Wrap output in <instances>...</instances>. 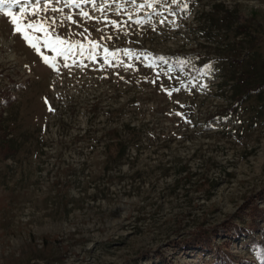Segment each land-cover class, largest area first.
Returning <instances> with one entry per match:
<instances>
[{
	"label": "rangeland",
	"instance_id": "obj_1",
	"mask_svg": "<svg viewBox=\"0 0 264 264\" xmlns=\"http://www.w3.org/2000/svg\"><path fill=\"white\" fill-rule=\"evenodd\" d=\"M35 2L11 10L26 20ZM52 6L82 25L65 20L61 35L121 51L114 67L101 70V49L56 71L0 11V264H222L179 246L213 228L226 264H264V0ZM240 73L248 93L234 103ZM124 126L139 142L107 166Z\"/></svg>",
	"mask_w": 264,
	"mask_h": 264
},
{
	"label": "snow or ice",
	"instance_id": "obj_2",
	"mask_svg": "<svg viewBox=\"0 0 264 264\" xmlns=\"http://www.w3.org/2000/svg\"><path fill=\"white\" fill-rule=\"evenodd\" d=\"M41 0H36L34 5V11L30 14L29 18L25 20L24 14L27 9L24 6L20 7V16L18 18L17 14L14 13L11 9L12 6L21 4V0H0V11H3L6 17L10 18V22L13 26V31L18 33L22 39L33 48L36 53L41 57L43 63L51 67L53 70L59 71L57 68L58 58L63 63V67L70 68L72 65L76 66H86L83 64V60L77 61L76 57H84L85 53L87 54V59L96 62L98 51L102 49L103 52V64L100 65L101 70H103L104 66H116L112 63L111 58H115L118 51H110L108 47L102 46L98 41L89 40L87 36H85V40H87V44L83 43L80 40H72L70 37L61 35L56 31L57 27H64L65 20H67L70 24L77 25L78 27L82 26L80 21H77L73 18L72 15H63V8L53 7L52 0H45L44 7L40 9ZM91 2L93 5L96 4V0H56L57 4L63 3L65 7L76 6L79 8L80 3H89ZM114 2V0H113ZM136 0H131L132 4H135ZM158 2V0H157ZM178 0H171V3L175 4ZM24 3L27 4V0H24ZM104 3H109V0H104ZM151 7V4L148 5ZM139 7H143L140 5ZM188 4H183V9H187ZM101 13L105 12V8L101 5L98 9ZM122 9H118L117 14ZM43 11L45 14L51 12L56 13L60 12L62 15L59 19L55 15H44L41 16L40 12ZM80 16L84 20H95L97 23H100V20L94 16H91L89 12L81 10ZM175 15V13H172ZM34 17V18H33ZM129 19L131 17L129 16ZM104 22L107 26L110 23L114 28L120 30L119 24L117 21H108L107 17L104 18ZM165 19L160 20V24H164ZM136 23H143L142 20H137ZM174 23V22H173ZM155 30V29H153ZM89 30L87 28L83 29V32L79 33V35H84ZM97 31H103L102 29H97ZM105 37H101L103 40ZM107 39L111 40V36L107 37ZM51 51L55 53V55L49 57L44 54V50ZM124 55H129L128 50H122ZM69 60H71V64H69ZM117 63H121L117 61ZM131 67V65H128ZM202 87H207L203 85ZM174 91H180V89L174 88L171 90H167V94L171 97ZM179 103V102H177ZM183 107V106H182ZM52 110L51 108L49 109ZM177 115H182L181 113H177Z\"/></svg>",
	"mask_w": 264,
	"mask_h": 264
},
{
	"label": "trees",
	"instance_id": "obj_3",
	"mask_svg": "<svg viewBox=\"0 0 264 264\" xmlns=\"http://www.w3.org/2000/svg\"><path fill=\"white\" fill-rule=\"evenodd\" d=\"M238 77V78H237ZM234 79L236 82L240 83V89L243 92H233V98H235L234 103L241 102L243 100V96L248 93V88L245 85V79L243 75L240 73L237 76H233L230 78L228 81H233ZM235 82V83H236ZM262 86L256 87V89H260ZM240 90V91H241ZM125 130L128 129V134L124 137H120L117 134V130H114L111 132L109 142L105 146V150L107 153V158H106V164L109 166L110 164H120L121 161H128L129 159V152L131 151L132 147H136V145L139 142L140 139V130L137 129L135 126H124L123 127ZM201 187L206 188V184L204 185L203 182L199 184ZM254 212V211H253ZM259 212L257 208H255L254 215ZM254 222H256L254 220ZM257 227V224L255 225ZM217 230L213 228L210 230V232L206 231H198L197 233L191 235L187 239H184L181 242L182 248H184L185 251H191L192 253L201 251V250H212L213 253L216 255V258L220 260L222 264H226L228 261L225 260H230L232 256L224 252L223 250L219 249H212L211 248V235H216ZM228 245V242L225 243V246Z\"/></svg>",
	"mask_w": 264,
	"mask_h": 264
}]
</instances>
